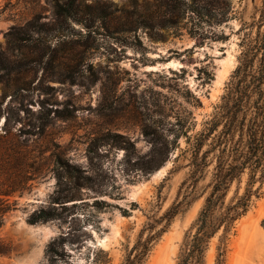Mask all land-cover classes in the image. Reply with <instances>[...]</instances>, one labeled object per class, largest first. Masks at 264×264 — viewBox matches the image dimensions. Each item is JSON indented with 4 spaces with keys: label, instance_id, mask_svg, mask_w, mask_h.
I'll return each mask as SVG.
<instances>
[{
    "label": "rangeland",
    "instance_id": "obj_1",
    "mask_svg": "<svg viewBox=\"0 0 264 264\" xmlns=\"http://www.w3.org/2000/svg\"><path fill=\"white\" fill-rule=\"evenodd\" d=\"M231 2L211 29L223 40L202 43L171 0H0V138L22 151L0 264H179L222 164L236 177L199 264H264V183L233 169L237 134L228 153L220 143L222 97L264 0ZM57 159L78 169L64 186L76 197L32 224L58 196Z\"/></svg>",
    "mask_w": 264,
    "mask_h": 264
},
{
    "label": "trees",
    "instance_id": "obj_2",
    "mask_svg": "<svg viewBox=\"0 0 264 264\" xmlns=\"http://www.w3.org/2000/svg\"><path fill=\"white\" fill-rule=\"evenodd\" d=\"M171 2L170 7L173 11L180 10L182 5H188L189 18L193 25L190 31L191 37L199 36L202 43L205 39L223 40L221 35L215 36L211 29L214 25H222L230 21L231 0H171ZM200 26L209 29L202 28V32L199 33ZM247 29L240 44L242 48L239 57L240 64L231 77L230 87H228L227 94L222 97L223 102L220 106V124L226 121V129L220 135V143L223 145L221 153L226 154L230 151L232 137L237 134L238 140L235 142L233 151L238 159H235L237 165L233 169L242 173L246 168H250L251 180L264 183V3L258 16ZM9 121L7 117L6 125ZM21 155L22 151L18 144L6 142L0 138V216L11 208L8 198L17 191V177L14 179L12 172L18 166L20 161L18 156ZM26 155H23V159ZM31 162L27 164L34 169L33 172H36L33 158ZM27 164L25 166H28ZM56 164L63 171L58 175L60 185L58 196L53 198L49 209H41L30 216L29 222L32 224L61 219L59 208L65 209L66 206L63 203L72 201L76 197L69 194L64 186L77 178L78 169L68 163H62L60 159H57ZM220 169L217 175L218 183L207 199L206 207L198 220L200 229L192 241H186L179 264H199L204 251V242L217 229L216 226L212 229L208 220L218 210L220 197H224L220 196L221 189L226 190V187L236 177L229 172L223 174L224 164L220 166ZM1 177L4 179L2 180ZM65 178L69 181H64ZM230 215L231 213L221 221H233L234 217ZM2 224L3 220L0 219V226ZM8 250V245L0 239V256L5 255Z\"/></svg>",
    "mask_w": 264,
    "mask_h": 264
},
{
    "label": "bare ground",
    "instance_id": "obj_3",
    "mask_svg": "<svg viewBox=\"0 0 264 264\" xmlns=\"http://www.w3.org/2000/svg\"><path fill=\"white\" fill-rule=\"evenodd\" d=\"M221 76V75H220Z\"/></svg>",
    "mask_w": 264,
    "mask_h": 264
}]
</instances>
